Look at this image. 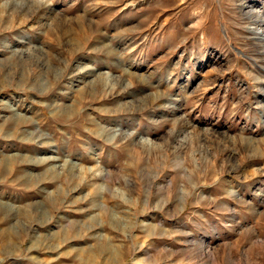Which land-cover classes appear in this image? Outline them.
Segmentation results:
<instances>
[{"label": "rangeland", "instance_id": "374dc122", "mask_svg": "<svg viewBox=\"0 0 264 264\" xmlns=\"http://www.w3.org/2000/svg\"><path fill=\"white\" fill-rule=\"evenodd\" d=\"M250 26L264 0H0V264H264Z\"/></svg>", "mask_w": 264, "mask_h": 264}, {"label": "bare ground", "instance_id": "6f19581e", "mask_svg": "<svg viewBox=\"0 0 264 264\" xmlns=\"http://www.w3.org/2000/svg\"><path fill=\"white\" fill-rule=\"evenodd\" d=\"M15 2H17V3H19V4H24V2H21V1H15ZM250 30H252L254 33H255V35H258L260 38H262V39H264V27H255V28H251V26H250ZM2 106V105H1ZM8 106V105H7ZM20 117V116H19ZM18 117V118H19ZM20 119V118H19ZM145 143H147V144H151V141L149 140V139H144L143 140ZM3 163V162H2ZM2 166V165H1ZM5 166H6V164H5ZM8 166V165H7ZM54 167H56V165H54V166H52V169L54 168ZM5 168V167H4ZM184 201V200H183Z\"/></svg>", "mask_w": 264, "mask_h": 264}]
</instances>
